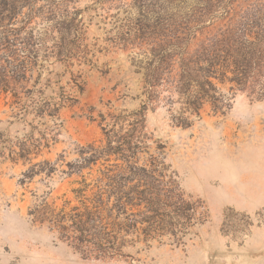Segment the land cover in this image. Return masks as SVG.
<instances>
[{
  "label": "trees",
  "instance_id": "1",
  "mask_svg": "<svg viewBox=\"0 0 264 264\" xmlns=\"http://www.w3.org/2000/svg\"><path fill=\"white\" fill-rule=\"evenodd\" d=\"M39 1L0 0V96L22 115L19 120L30 118L29 125L37 122L46 130L76 104L75 94L85 85L81 68L94 67L98 51L87 28L99 16L97 26L118 18L106 42L146 49L130 68L140 77L148 103L159 99L160 88L166 105L178 104L170 116L174 127H191L206 105L221 111L217 84L249 94L264 90V0L247 8L236 5L239 0H91L104 15L96 14L98 8L70 9L79 0H46L37 7ZM146 111L143 104L130 113L108 114L103 138L77 145L75 158L65 164L64 155L32 163L50 141L45 130L35 139L38 127H32L10 152L11 161L29 164L24 180L49 178L60 162L66 167L60 173L75 177L70 182L75 203H44L30 213L33 222L95 259L172 233L171 213L185 200L158 159L164 147L153 142L157 157L149 153ZM107 118L100 116V124Z\"/></svg>",
  "mask_w": 264,
  "mask_h": 264
},
{
  "label": "rangeland",
  "instance_id": "2",
  "mask_svg": "<svg viewBox=\"0 0 264 264\" xmlns=\"http://www.w3.org/2000/svg\"><path fill=\"white\" fill-rule=\"evenodd\" d=\"M47 2L41 0L37 7ZM255 2L239 0L236 5L247 8ZM71 7L98 8L96 14H103L91 0H79ZM100 19L94 18L87 32L89 42L101 52L94 53V67L81 68L83 92L75 94L76 104L62 110L58 121L48 122L46 130L37 122L29 125L30 118L22 122V115L0 96V264H264V90L249 94L217 84L221 111L214 113L206 105L199 118L191 119V127H174L170 116L178 104L166 105L167 94L160 88L159 99L148 103L140 77L130 68L146 49L109 44L105 40L116 32L118 18L95 25ZM261 85L264 88V80ZM143 104L145 131L152 134L149 153L157 157L153 142L164 147L158 159L185 202L171 213L172 233L147 244L127 245L106 259L88 257L30 215L44 203L74 204L70 182L75 177L65 178L60 171L66 167L60 162L51 177L24 180L29 164L11 161L10 152L25 142L32 127H38L34 138L45 130L49 148L32 163L54 162L59 155H64L63 164L71 162L77 145L103 138L108 114L130 113ZM100 116L107 118L102 125Z\"/></svg>",
  "mask_w": 264,
  "mask_h": 264
}]
</instances>
